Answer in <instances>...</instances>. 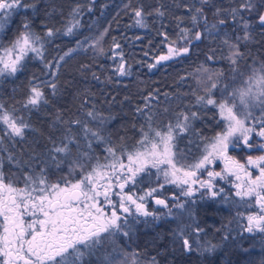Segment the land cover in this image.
<instances>
[{
    "label": "trees",
    "instance_id": "16d2710c",
    "mask_svg": "<svg viewBox=\"0 0 264 264\" xmlns=\"http://www.w3.org/2000/svg\"><path fill=\"white\" fill-rule=\"evenodd\" d=\"M242 2L244 0H209L203 5L208 25L221 19L225 21L218 25V34H205L200 41H193L188 45L190 52L186 56L156 64L155 59L166 52L168 44L160 33H166L169 40H176L178 23L180 27L193 28L190 17L195 7H201L199 0H23L24 4L34 7L14 12L0 32V46H8L27 19L31 30L43 39L44 61H53V64L47 68L44 62L29 54L21 71L14 76L0 77V104L29 125L23 137L4 136L0 126V171L6 181L22 187L26 173L35 176L45 168L50 182H62L71 162L83 153L90 157L82 161L87 171L97 158L106 162V147H114L117 154L123 150L133 151L141 138V126L147 130L148 115L153 117V127L165 129L169 122H176L180 112H197L198 118L191 120L190 130L176 140L181 160L195 161L204 144L223 128L218 110L197 105L196 96L205 95V88L217 80L229 90L243 87L252 68L264 65V26L257 23L258 13L264 12V0H253L256 10L243 13L251 24L249 40L242 39L244 29L239 17L236 21L232 19L231 10L239 9ZM125 5L142 7L147 26H137ZM77 6L80 14L75 19L80 21V26L71 35H64L72 19L70 13ZM156 8L164 14L157 15ZM204 27L201 20L195 31H203ZM48 28L53 29L54 36L45 35ZM225 34L243 54L235 73L226 59L229 49L222 42ZM117 43L120 47L115 51L123 54L129 75L119 76L116 72L121 62L119 55L114 57ZM66 52L69 54L64 56ZM58 60L57 66L55 61ZM149 64L156 67L150 70ZM53 70L55 76L50 74ZM209 76L212 81L208 80ZM52 83L56 85L55 90L50 87ZM34 85L41 87L48 102L25 108ZM214 96L218 101L222 98L219 88L214 90ZM89 111L96 119L87 115ZM77 120L79 124L73 123ZM85 125L98 132L103 141L93 139L90 134L86 136ZM68 138L75 140L69 145L70 154H54L53 146L68 143ZM53 155L57 156L55 161ZM80 175L77 170L74 178ZM158 184L159 181L154 180L142 187ZM169 187L181 190L170 185L159 189V193ZM180 227V221H172L171 228L162 229V234L142 232L138 236L139 243L133 234L107 235L85 255L83 264H199L191 253L185 252L182 242L176 240L174 234ZM150 256L154 261H150Z\"/></svg>",
    "mask_w": 264,
    "mask_h": 264
},
{
    "label": "snow or ice",
    "instance_id": "6c2138e0",
    "mask_svg": "<svg viewBox=\"0 0 264 264\" xmlns=\"http://www.w3.org/2000/svg\"><path fill=\"white\" fill-rule=\"evenodd\" d=\"M208 2L209 0H199L201 7L194 8L190 17L193 28L180 27L178 23V39L169 40L166 33H160L164 40L168 41L167 53L158 56L156 64L186 56L190 52L188 45L193 41H200L205 38V34H218V25H223L225 21L221 19L218 23L208 25L203 8ZM30 7L34 5L24 4L23 0H0V32L4 31L16 10H26ZM125 7L132 12L137 26H147L146 13L142 7ZM256 7L253 0H244L239 9L231 10L233 21L239 17L242 22L243 40L250 39L251 27L250 21L244 18L243 13H252ZM154 11L157 15L164 14L160 8ZM79 14L80 9L77 6L70 13L72 19L65 28L64 35H71L80 26V21L75 19ZM201 20L205 25L204 30L195 31ZM257 23L264 26V12L258 13ZM45 35L52 37L55 32L48 28ZM240 39L241 37H237V40ZM222 42L228 46L229 55L226 59L233 66L235 73L243 54L238 45L229 40L227 34L222 37ZM119 47L118 43L114 44V57H121L116 72L119 76L129 75L122 59L123 54L115 51ZM29 54L44 62L47 68L52 67L53 61H44L42 37L31 30L30 23L25 19L21 30L11 43L6 47L0 46V77L14 76L21 71ZM68 54L66 52L64 56ZM64 56H61L60 60H63ZM59 62L55 61V64L58 66ZM156 64H149V69L155 68ZM50 74L55 76L56 71L53 70ZM219 75L222 76L223 73ZM208 80L212 81V76H209ZM244 84L246 87L229 90L227 85L220 86L217 80L205 88V95L196 96L197 105L211 106L218 110L223 128L211 138L210 143L205 144L203 154L193 163H181V155L176 151V140L190 130L191 120L198 118V113L180 112L176 122H169L165 129L153 127V117L148 115L147 130L141 126V138L133 151L123 150L117 154L114 147H106V162L102 163L97 158L87 171L82 161L90 157L83 153L71 162L69 172L62 178V182H50L46 169L41 168L35 176L26 173L23 186L18 187L11 181H6L0 171V264H83L85 255L90 254L106 235H114L127 227L128 216L133 215V208L135 215L154 216L145 206L149 198L153 199L156 205L168 208L169 215H173L166 200L155 195L164 184H174L181 188V194L185 197H191L194 192L205 189L210 197L215 198L224 192L223 188L216 190L217 178L226 181L229 176L235 178L232 183L234 195L241 202L249 201V206L250 201L254 199L258 209V212L245 217L247 225L243 231L264 233V65L252 68ZM50 87L55 90L56 85L52 83ZM218 88L222 97L219 101L214 96V90ZM42 102L48 101L41 87L32 86L24 107L35 108ZM257 107L260 109L258 117L254 116L252 111ZM137 111L142 112L141 109ZM87 115L96 119L91 111ZM73 123L80 122L77 120ZM0 126L3 135L10 137H23L24 130L29 127L22 117L7 111L2 104ZM83 130L86 136L90 134L93 139L103 141V137L87 125ZM254 137L259 138L257 143L252 142ZM74 142V138H68V143L54 145L52 152L67 156L70 154L69 145ZM240 145L259 151L260 154L248 155L246 162L241 163L229 155L230 149ZM125 156L127 163L124 162ZM56 159L57 156L53 155L52 160ZM218 160L224 163L223 169L211 170L208 166ZM59 166L58 163L57 167ZM150 169H156L158 178L161 173L163 175L164 184H160L159 189L148 188L140 195L134 191H125L129 185L138 183V177L142 173L150 174ZM251 169H255L258 174L254 175ZM77 170L81 173L78 179L74 178ZM204 172L207 178L202 179ZM172 207L178 210L176 215L187 211L185 204L179 200ZM194 231L199 234L203 229L196 228ZM123 234L127 236L128 232L124 231ZM174 235L177 241L182 242L185 251L192 250L186 228H178ZM214 247L209 245L204 250L212 251Z\"/></svg>",
    "mask_w": 264,
    "mask_h": 264
},
{
    "label": "flooded vegetation",
    "instance_id": "af4514ba",
    "mask_svg": "<svg viewBox=\"0 0 264 264\" xmlns=\"http://www.w3.org/2000/svg\"><path fill=\"white\" fill-rule=\"evenodd\" d=\"M258 140L259 138L254 137L252 142L257 143ZM259 154V151L249 150L243 145L229 151V155L241 163L246 162L248 155ZM223 167L224 163L218 160L210 166V169L221 171ZM251 171L254 175L258 174L255 169H251ZM201 178H207L206 172ZM234 181L235 178L231 176L226 181L217 178L216 190L223 188L224 192L215 198L210 197L205 189L194 192L191 197H185L181 194V190L174 191L170 187L160 193L158 190L155 194L158 198L165 199L169 208H172L174 204L173 197L176 199L179 197L178 199L185 204L187 211L181 214L180 222L182 227L186 228V235L192 244V250L185 252L188 255L191 253L192 258L195 257L194 260L199 264H222V261L225 262L224 264H264V233L243 231L247 225L245 217L250 213L258 212V209L254 199L250 201L251 206H249V201L241 202L234 195L235 189L232 187ZM143 189H147V187ZM145 206L148 211L154 213V216H136L133 213L128 216L127 227L118 233L123 234L124 231H127L128 235L133 234L139 243L138 236L142 232L157 235L156 231L162 234V229L171 228L173 217L165 214L166 211H169L168 208L156 205L151 198L148 199ZM196 228L203 229V231L197 234L194 231ZM225 237L227 238L225 239ZM209 245L215 247L212 251H205L204 249ZM152 257L150 256V261H154Z\"/></svg>",
    "mask_w": 264,
    "mask_h": 264
},
{
    "label": "rangeland",
    "instance_id": "374dc122",
    "mask_svg": "<svg viewBox=\"0 0 264 264\" xmlns=\"http://www.w3.org/2000/svg\"><path fill=\"white\" fill-rule=\"evenodd\" d=\"M167 47V46H166ZM167 53V48H166V52L164 53V54H166ZM162 55V54H161ZM162 62H164V61H162ZM155 63H156V59H155ZM243 87H246V85H244ZM253 115L254 116H259L260 115V109H259V107H257V108H254L253 110ZM223 122V121H222ZM211 142V140L210 141H208V142H206V143H210ZM205 143V144H206ZM205 144H204V146H205ZM204 146H203V149H204ZM179 153V152H178ZM203 154V150L201 151V154L196 158V160L201 156ZM189 160V159H188ZM187 159L186 160H181V163H193V162H195V161H193V162H190V161H188ZM125 163H127V160L126 161H124ZM210 166L211 165H209L208 167L210 168ZM149 172H150V174L149 173H142L141 174V176L140 177H138V183L136 184V185H129L126 189H125V191H134V192H136V194L137 195H140V194H143V192L145 191V190H147L148 189V187H147V189H143V188H145V187H142V184H150V183H152L154 180H158L159 181V184H158V186L156 187V188H159V185L160 184H164V178H163V175H162V173L159 175V178L157 177V173H156V169H150L149 170ZM164 185H172V186H174V187H177L176 185H174V184H164ZM149 188H152V187H149ZM179 188V187H178ZM180 201V200H179ZM181 202V201H180ZM175 203H177V202H175ZM174 203V204H175ZM173 204V205H174ZM172 205V206H173ZM172 209V213H173V215H171L172 217H173V221H180V218H181V214L180 215H176L177 214V212H178V210L177 209H175L174 207H172L171 208ZM133 213L135 214V209L133 208ZM165 214H167V216H170L169 215V211H166V213ZM136 216H138V215H136Z\"/></svg>",
    "mask_w": 264,
    "mask_h": 264
}]
</instances>
